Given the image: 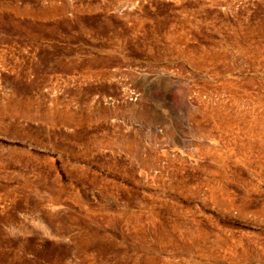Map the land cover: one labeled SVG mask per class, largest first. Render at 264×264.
<instances>
[{
    "label": "rangeland",
    "instance_id": "obj_1",
    "mask_svg": "<svg viewBox=\"0 0 264 264\" xmlns=\"http://www.w3.org/2000/svg\"><path fill=\"white\" fill-rule=\"evenodd\" d=\"M0 264H264V0H0Z\"/></svg>",
    "mask_w": 264,
    "mask_h": 264
}]
</instances>
